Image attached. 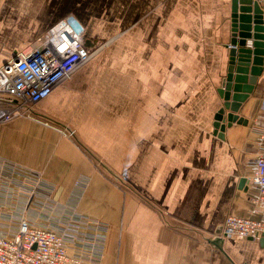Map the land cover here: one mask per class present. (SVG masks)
<instances>
[{
	"label": "crops",
	"instance_id": "obj_1",
	"mask_svg": "<svg viewBox=\"0 0 264 264\" xmlns=\"http://www.w3.org/2000/svg\"><path fill=\"white\" fill-rule=\"evenodd\" d=\"M231 3L0 0V64L68 15L86 44L113 45L0 123V156L39 172L51 205L107 224L98 264H264L260 240L218 235L228 213L250 215L264 110L263 68L240 108L248 124L214 133Z\"/></svg>",
	"mask_w": 264,
	"mask_h": 264
},
{
	"label": "built area",
	"instance_id": "obj_2",
	"mask_svg": "<svg viewBox=\"0 0 264 264\" xmlns=\"http://www.w3.org/2000/svg\"><path fill=\"white\" fill-rule=\"evenodd\" d=\"M255 1L261 6L264 26V0ZM84 32L76 16H65L34 44L17 50L7 63L0 64V123L31 115L36 103L98 52L100 45L86 44ZM251 128L258 145L248 177L251 212L228 213L218 233L221 238L259 240L264 234V110L252 120ZM68 132L74 133L71 129ZM19 173L42 178L36 170L0 156V264H98L107 224L90 215L52 207L47 195L51 188L45 181H41L39 191L24 192L23 181L6 176L18 179ZM34 193L38 197H33ZM43 196L48 199L43 200ZM46 207L56 211L49 212Z\"/></svg>",
	"mask_w": 264,
	"mask_h": 264
},
{
	"label": "water",
	"instance_id": "obj_3",
	"mask_svg": "<svg viewBox=\"0 0 264 264\" xmlns=\"http://www.w3.org/2000/svg\"><path fill=\"white\" fill-rule=\"evenodd\" d=\"M261 13V6L255 0H232L231 37L227 44L228 62L217 88L223 100L213 122L214 133L222 139L226 137L227 127L233 123L248 124V119L240 114V108L254 91L264 68V28ZM248 40H251L250 44ZM13 53L16 55L17 50L14 49ZM246 182L247 178L242 177L240 187ZM259 240L264 245V234Z\"/></svg>",
	"mask_w": 264,
	"mask_h": 264
},
{
	"label": "rangeland",
	"instance_id": "obj_4",
	"mask_svg": "<svg viewBox=\"0 0 264 264\" xmlns=\"http://www.w3.org/2000/svg\"><path fill=\"white\" fill-rule=\"evenodd\" d=\"M225 0H219V2L223 5V2H224ZM43 33H45V32H42V33H40L39 35H37V37H36V40L38 39V36H41V34H43ZM104 43V44H103ZM102 44H100V48H99V50H98V52L89 60V61H91V60H93L95 57H99V55L101 54V53H106V51L110 48V47H112L113 45H109V44H107V40H105L104 42H103ZM124 46L123 45H121V46H117V49L118 50H116V51H118V52H120V53H122L123 52V48ZM88 61V62H89ZM88 62H86V63H84V64H82L78 69H80V68H83ZM35 107V106H34ZM258 114V113H257ZM16 118V117H15ZM1 175V174H0ZM20 177L17 179V178H15V177H13L12 176V174L10 175V174H7L6 176H8V178L9 179H11L12 181H23L24 183H22V184H25V188H24V192H28L30 189H33V190H40V187H42V182L41 181H44V178H41V180L39 181V180H36L34 177L32 178V177H27V176H23L21 173H19L18 174ZM0 179H1V177H0ZM0 185H2L1 183H0ZM49 186H50V188H51V185L49 184ZM10 189V191H13V189L11 188V187H9ZM48 193H47V195H48V197H50L51 195H50V193H51V190H49V191H47ZM29 194V193H28ZM33 197H38V193H34V196ZM46 197V198H45ZM48 197L47 196H43V200H47L48 199ZM51 200V199H50ZM50 202V201H49ZM46 204V203H45ZM23 205V203L22 202H20L19 203V207H21ZM49 206V205H48ZM52 207H54V205H52ZM46 209H48L47 207H46ZM49 210V212L51 211H56V209L55 210H51V209H48ZM71 212V211H70Z\"/></svg>",
	"mask_w": 264,
	"mask_h": 264
}]
</instances>
